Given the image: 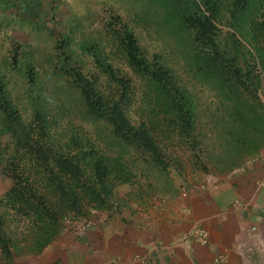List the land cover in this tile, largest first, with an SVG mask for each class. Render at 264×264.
I'll list each match as a JSON object with an SVG mask.
<instances>
[{
    "label": "trees",
    "instance_id": "1",
    "mask_svg": "<svg viewBox=\"0 0 264 264\" xmlns=\"http://www.w3.org/2000/svg\"><path fill=\"white\" fill-rule=\"evenodd\" d=\"M137 1L141 15L132 21L154 28L157 48L145 50L116 15L103 24L106 45L128 72L113 64L104 41L76 40L69 30L54 40L46 75L29 46L6 38L0 177L9 183L0 193V264L37 256L66 222L112 218L125 204L116 190L134 187L146 171L165 179L164 190L176 176L185 194V163L194 173L228 174L264 152V0ZM12 76L24 86L15 97ZM49 79L64 83L80 123L65 119L72 111L63 113V102L50 103ZM205 91L215 105L201 106Z\"/></svg>",
    "mask_w": 264,
    "mask_h": 264
},
{
    "label": "crops",
    "instance_id": "2",
    "mask_svg": "<svg viewBox=\"0 0 264 264\" xmlns=\"http://www.w3.org/2000/svg\"><path fill=\"white\" fill-rule=\"evenodd\" d=\"M161 194L143 214L128 204L119 208L128 218L117 213L82 237L60 232L40 254L13 264H138L134 257L151 264H264V169L256 158L205 192ZM235 200L244 206H232ZM193 228L206 231V246L183 239ZM259 240L261 252L254 247Z\"/></svg>",
    "mask_w": 264,
    "mask_h": 264
},
{
    "label": "rangeland",
    "instance_id": "3",
    "mask_svg": "<svg viewBox=\"0 0 264 264\" xmlns=\"http://www.w3.org/2000/svg\"><path fill=\"white\" fill-rule=\"evenodd\" d=\"M108 15H116L125 23L132 27L136 36L139 39L140 45L151 52L158 47V43L154 42L153 27L145 31L144 26L135 25L133 15H141V5L137 0H0V53L5 52L9 47L7 37H10L16 44H25L29 46L30 52L33 55V62L37 68L50 75V62L55 60V52L53 50L54 40L59 35L68 34L69 30L74 34L76 40L86 37L85 39H96L104 41V49L109 51V55L113 64L119 67L122 71L128 72L119 54L115 50H111L109 45H106L104 35V25ZM71 34V33H70ZM69 34V36H71ZM84 39V40H85ZM81 41V40H80ZM75 54L81 62L83 69L89 71L92 67L87 56H83L78 50L73 47ZM45 91L52 97L50 103L56 100L63 102L65 110L72 111L68 115H64L65 119L71 117V122L80 123L78 114L72 100L68 99L70 95L66 92L64 83L58 84L49 79L44 83ZM11 96L21 95L24 91V86L20 77H11L10 79ZM67 96V97H66ZM210 92L200 93L201 106L215 105ZM264 104V99H261ZM61 121L57 128H62ZM82 130H92L93 128L87 124H81ZM212 150V149H211ZM210 150V152H211ZM171 175L173 176L172 172ZM226 174H219L211 168L208 173H194L191 168L185 163V179L190 185H199L210 181V187L216 184V179L224 177ZM156 177V179L154 177ZM149 181L151 189L144 182ZM137 184L134 187L121 186L116 190V198L125 201V204L117 206L118 216L120 218H128L127 215L121 217V212L118 208H126L128 204L135 206L138 213L143 214L147 204L150 205L151 199L157 200L159 193L164 190L165 179L158 176L155 171L149 170L145 172L143 177L138 178ZM170 186L166 187L163 194L170 195L171 193L178 196L182 194L181 182L175 176L170 178ZM8 181L0 177V193L8 188ZM209 184V183H208ZM181 186V187H180ZM186 187V186H185ZM194 189V188H193ZM209 189V186H207ZM205 190H198L205 192ZM149 190V191H148ZM175 190V191H174ZM138 191H142L145 197L139 198ZM181 192V193H180ZM129 193V194H128ZM162 195V194H161ZM148 199L147 203L144 199ZM123 199V200H122ZM128 199V200H126ZM154 200V201H155ZM153 201V200H152ZM127 203V204H126ZM121 204V203H120ZM124 212V211H123ZM96 214V213H95ZM109 214H106L108 218ZM116 216V214H114ZM135 217H138L136 215ZM114 218V217H112ZM94 226H99L97 219L94 220ZM68 222H66V226ZM107 225V224H106ZM105 227V226H104ZM64 233H67L63 230ZM20 257L15 258L18 260Z\"/></svg>",
    "mask_w": 264,
    "mask_h": 264
},
{
    "label": "built area",
    "instance_id": "4",
    "mask_svg": "<svg viewBox=\"0 0 264 264\" xmlns=\"http://www.w3.org/2000/svg\"><path fill=\"white\" fill-rule=\"evenodd\" d=\"M256 161H257L258 165L262 169H264V152L259 157L256 158ZM207 186L210 187V181L209 180L206 181L205 183H201V184L195 186L194 188L198 189V190H205V189H207ZM182 195H184V193H182ZM232 206L243 207L244 205L241 202L235 200L233 202ZM95 218L97 219L98 224H101L106 220V214H100V215L96 214L92 220H94ZM92 220L82 219V220L77 221V222L74 221L71 224L68 223V225L65 227L64 231H66V232L68 231L71 234L75 235L76 237H82L86 234L88 229H90L91 227L94 226L95 221H92ZM252 230H254V228H252ZM183 239L185 241L189 240L192 243L200 245V246H206L207 242H208L207 233L202 228L191 229L188 233H186L183 236ZM254 247H255V250H257L258 252L263 251L262 243L260 240L254 243ZM221 260H223V259L218 257V261H221ZM133 261H135L138 264H151L148 260L141 259L138 257H134ZM111 264H116V263H115V261H111Z\"/></svg>",
    "mask_w": 264,
    "mask_h": 264
}]
</instances>
